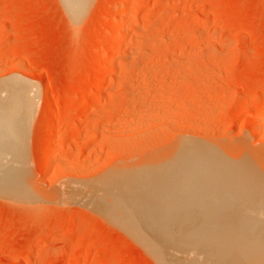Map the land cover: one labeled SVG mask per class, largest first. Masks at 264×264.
<instances>
[{
    "label": "rangeland",
    "instance_id": "1",
    "mask_svg": "<svg viewBox=\"0 0 264 264\" xmlns=\"http://www.w3.org/2000/svg\"><path fill=\"white\" fill-rule=\"evenodd\" d=\"M62 1L0 0V77L39 94L32 116L14 124L28 191L0 193V264H159L136 235L64 190L86 192L185 138L264 160V0H88L75 20ZM132 3L117 34L105 29ZM113 40L124 46L115 64L96 63ZM94 74L105 78L98 99ZM249 203L264 210V180Z\"/></svg>",
    "mask_w": 264,
    "mask_h": 264
},
{
    "label": "bare ground",
    "instance_id": "2",
    "mask_svg": "<svg viewBox=\"0 0 264 264\" xmlns=\"http://www.w3.org/2000/svg\"><path fill=\"white\" fill-rule=\"evenodd\" d=\"M63 1L72 20L80 17L88 3V0ZM136 8L132 3L127 10L116 11V21L105 29L111 28L117 34L122 21L134 15ZM116 41L106 47L110 55L96 63L107 67L115 64L124 47ZM100 46L96 45L91 52L98 51ZM7 75L0 77V193L13 197L28 191L22 176L24 130L20 132V127L14 124L20 121L24 125L32 116L39 94L35 85ZM101 77L94 74L91 84L88 83L95 99L104 93L105 78ZM44 95L47 97V93ZM260 111L264 112V102L256 109ZM87 119L84 116L82 124ZM175 144L164 154L149 157L141 165L136 163L139 166H126L108 182L93 183L86 192L77 187L72 189L70 182L71 192L69 185L65 187L69 192L64 190L66 197L85 198L95 205L111 222L136 235L135 240L143 243L159 264H244L246 258L263 259L264 210L253 209L249 203L260 194L264 180L261 153L246 152L240 145V149L231 146L235 151L229 152L220 144L189 138ZM44 145L47 148L44 160L49 163L52 149L48 138Z\"/></svg>",
    "mask_w": 264,
    "mask_h": 264
}]
</instances>
